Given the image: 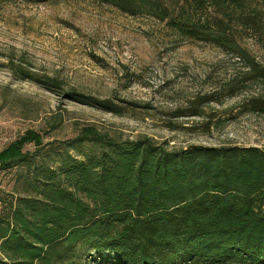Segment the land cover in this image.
I'll use <instances>...</instances> for the list:
<instances>
[{"label":"trees","instance_id":"1","mask_svg":"<svg viewBox=\"0 0 264 264\" xmlns=\"http://www.w3.org/2000/svg\"><path fill=\"white\" fill-rule=\"evenodd\" d=\"M92 1L239 49L221 23L213 28L205 18L195 19L202 9L236 0ZM247 24L260 33L258 25ZM6 66L45 90L58 88L55 79L28 73L11 60ZM251 81L264 84V67L253 59L243 75L221 83L223 93L198 95L172 116H203L210 103ZM66 94L122 113L110 100L74 90ZM246 105L264 113V95L249 97ZM94 134H80L78 145L88 149L65 155L56 166L24 150L28 144L43 149L41 133L32 129L0 150L1 170L17 166L26 172L18 179L21 189L0 200V264H264V148L167 149L148 137L119 141Z\"/></svg>","mask_w":264,"mask_h":264},{"label":"rangeland","instance_id":"2","mask_svg":"<svg viewBox=\"0 0 264 264\" xmlns=\"http://www.w3.org/2000/svg\"><path fill=\"white\" fill-rule=\"evenodd\" d=\"M197 13L195 19L203 17L211 26L221 23L239 49L181 35L150 16L92 0H0V150L27 129L41 133L44 145L24 150L55 166L65 155L88 149L77 143L88 129L119 141L148 137L167 149L264 148V113L246 105L249 97L264 95L259 81L222 95L203 116H172L198 95L223 93L221 83L243 75L249 60L264 67V0H236ZM9 60L55 79L58 88L45 90L22 79L6 66ZM70 90L110 100L122 113L74 101L66 94ZM209 118L213 124L205 130ZM25 175L17 166L0 169V200L21 189L18 179Z\"/></svg>","mask_w":264,"mask_h":264}]
</instances>
